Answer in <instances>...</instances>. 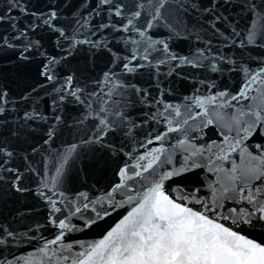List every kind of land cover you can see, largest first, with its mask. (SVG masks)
<instances>
[{"label": "snow or ice", "instance_id": "1", "mask_svg": "<svg viewBox=\"0 0 264 264\" xmlns=\"http://www.w3.org/2000/svg\"><path fill=\"white\" fill-rule=\"evenodd\" d=\"M0 264H264V0H0Z\"/></svg>", "mask_w": 264, "mask_h": 264}, {"label": "water", "instance_id": "2", "mask_svg": "<svg viewBox=\"0 0 264 264\" xmlns=\"http://www.w3.org/2000/svg\"><path fill=\"white\" fill-rule=\"evenodd\" d=\"M78 238H84V237H78ZM90 238V237H89Z\"/></svg>", "mask_w": 264, "mask_h": 264}]
</instances>
